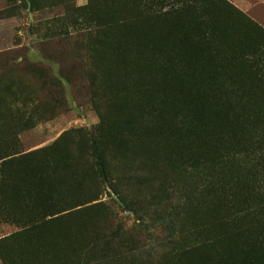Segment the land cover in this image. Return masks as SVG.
<instances>
[{"label":"rangeland","instance_id":"obj_1","mask_svg":"<svg viewBox=\"0 0 264 264\" xmlns=\"http://www.w3.org/2000/svg\"><path fill=\"white\" fill-rule=\"evenodd\" d=\"M243 1L0 0V264H264Z\"/></svg>","mask_w":264,"mask_h":264},{"label":"trees","instance_id":"obj_2","mask_svg":"<svg viewBox=\"0 0 264 264\" xmlns=\"http://www.w3.org/2000/svg\"><path fill=\"white\" fill-rule=\"evenodd\" d=\"M92 157H93V160L95 162V166H96V172L98 174V177L102 180H105L106 179V168H105V165H104V162L102 161L101 159V156L96 152V147L95 145L93 144V147H92Z\"/></svg>","mask_w":264,"mask_h":264},{"label":"crops","instance_id":"obj_3","mask_svg":"<svg viewBox=\"0 0 264 264\" xmlns=\"http://www.w3.org/2000/svg\"><path fill=\"white\" fill-rule=\"evenodd\" d=\"M259 3H264V0H259ZM237 4L236 8L239 10H248L250 9V4L247 3V1H243V0H237Z\"/></svg>","mask_w":264,"mask_h":264}]
</instances>
